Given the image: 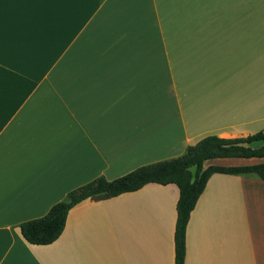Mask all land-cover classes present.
<instances>
[{
	"label": "crops",
	"instance_id": "crops-1",
	"mask_svg": "<svg viewBox=\"0 0 264 264\" xmlns=\"http://www.w3.org/2000/svg\"><path fill=\"white\" fill-rule=\"evenodd\" d=\"M246 1L77 0L23 34L9 30L15 6L4 2L0 264H176L175 184L83 201L50 245L28 243L20 226L97 178L177 159L207 136L264 133V47L245 41ZM185 264H264L263 179L211 176Z\"/></svg>",
	"mask_w": 264,
	"mask_h": 264
},
{
	"label": "trees",
	"instance_id": "trees-1",
	"mask_svg": "<svg viewBox=\"0 0 264 264\" xmlns=\"http://www.w3.org/2000/svg\"><path fill=\"white\" fill-rule=\"evenodd\" d=\"M257 142H264V133L234 139L211 135L190 146L177 159L140 167L111 181L104 177L97 178L70 192L67 201L55 204L45 216L23 223L20 226L21 234L32 245H50L64 232L70 210L83 201L107 200L138 191L150 183L175 184L180 191L175 231L176 264H185L190 216L211 176L217 173L251 175L264 180V164L250 167L210 166L204 169V162L217 158H264V145L259 148L252 147ZM194 168L195 172L192 171Z\"/></svg>",
	"mask_w": 264,
	"mask_h": 264
},
{
	"label": "snow or ice",
	"instance_id": "snow-or-ice-1",
	"mask_svg": "<svg viewBox=\"0 0 264 264\" xmlns=\"http://www.w3.org/2000/svg\"><path fill=\"white\" fill-rule=\"evenodd\" d=\"M4 2L15 6L14 13L7 21L9 30L23 34L37 27L55 24L60 14L77 0H0V52L6 26Z\"/></svg>",
	"mask_w": 264,
	"mask_h": 264
},
{
	"label": "rangeland",
	"instance_id": "rangeland-1",
	"mask_svg": "<svg viewBox=\"0 0 264 264\" xmlns=\"http://www.w3.org/2000/svg\"><path fill=\"white\" fill-rule=\"evenodd\" d=\"M245 5L247 10L249 9V15L245 17L244 12L242 24H247L250 29L245 41L249 44H255L257 43L256 36H258L257 39L261 41L264 47V1L247 0ZM192 171L195 172V168Z\"/></svg>",
	"mask_w": 264,
	"mask_h": 264
}]
</instances>
